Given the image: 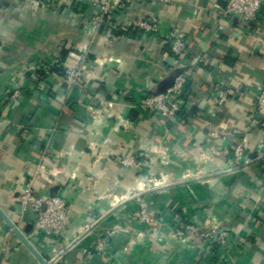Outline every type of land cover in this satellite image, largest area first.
Returning a JSON list of instances; mask_svg holds the SVG:
<instances>
[{
  "label": "crops",
  "instance_id": "obj_1",
  "mask_svg": "<svg viewBox=\"0 0 264 264\" xmlns=\"http://www.w3.org/2000/svg\"><path fill=\"white\" fill-rule=\"evenodd\" d=\"M213 1L123 0L124 9L100 26L95 5L0 0V209L45 260L264 264V109L256 105L264 4L257 21L244 24L222 18ZM138 21L157 33L136 29ZM173 34L187 44L180 60L168 50ZM52 67L78 69L80 79L68 86L48 74ZM181 68L190 72L182 118L140 108L143 97L171 87ZM220 91L230 93L222 106ZM30 182L39 196L67 200L58 238L35 233L21 210ZM143 206L154 224L140 221ZM175 212L198 226H220L225 244L179 242L171 233ZM0 264H39L1 218Z\"/></svg>",
  "mask_w": 264,
  "mask_h": 264
},
{
  "label": "built area",
  "instance_id": "obj_2",
  "mask_svg": "<svg viewBox=\"0 0 264 264\" xmlns=\"http://www.w3.org/2000/svg\"><path fill=\"white\" fill-rule=\"evenodd\" d=\"M80 9L90 6H97V22L100 26L105 25V18L113 16L116 12L124 9L123 0H73ZM114 2V3H113ZM225 5L222 6L217 0L212 2V10L220 14L222 18H236L244 24L254 23L257 21L258 14L264 4V0H224ZM34 6H41L40 2H32ZM113 8L115 10H113ZM116 11V12H115ZM134 27L144 31L146 35L154 36L158 28L146 22H135ZM111 29L117 27L124 28L123 25L106 24ZM168 50L170 54L177 60L186 55L187 44L184 38L179 34L170 36ZM199 58L194 59L193 63L198 64ZM190 72L186 68H181L179 74L175 77L171 87L164 93L154 96H145L140 101V108L156 114L162 118H182L184 112V86ZM81 72L78 69H72L65 72V80L68 86H75L79 81ZM230 93L228 91L219 92L218 105H224ZM19 92H15L13 98H17ZM257 109H264V84L260 88V92L256 101ZM235 159L238 161L243 156L242 147L238 146L234 152ZM264 157V154L262 158ZM261 158V159H262ZM123 166L133 164L130 160H123ZM41 168V167H39ZM158 183H153V190L161 188ZM19 204L23 213L29 212L35 233L41 234L48 238H58L64 232L68 220V202L65 198L59 196L44 197L39 196L30 182L19 198ZM140 221L145 224H154L155 220L146 212L144 206L140 211ZM92 224H86L83 233L89 234L92 230ZM172 236L183 244L194 247L207 246L211 249L213 246H223L228 236L227 232L216 225L198 226L192 224L181 213L173 216ZM106 243L101 238L98 240V250L105 249ZM54 264V261H52Z\"/></svg>",
  "mask_w": 264,
  "mask_h": 264
},
{
  "label": "water",
  "instance_id": "obj_3",
  "mask_svg": "<svg viewBox=\"0 0 264 264\" xmlns=\"http://www.w3.org/2000/svg\"><path fill=\"white\" fill-rule=\"evenodd\" d=\"M0 218L11 230V232L20 240V242L29 250V252L34 256V258L39 262V264H53L52 261L45 260L37 250L30 244L28 239L24 234L10 221V219L5 215V213L0 209Z\"/></svg>",
  "mask_w": 264,
  "mask_h": 264
},
{
  "label": "trees",
  "instance_id": "obj_4",
  "mask_svg": "<svg viewBox=\"0 0 264 264\" xmlns=\"http://www.w3.org/2000/svg\"><path fill=\"white\" fill-rule=\"evenodd\" d=\"M129 33H131V32H126L125 36H130ZM43 74H44L43 71H40L37 78L38 79L43 78L44 77ZM48 74L49 75L51 74L52 76L55 75L56 77L58 76V77H60V79L65 80V72L62 69H57L56 67H52L51 69H49ZM175 213H177V212H175ZM178 213H180V212H178Z\"/></svg>",
  "mask_w": 264,
  "mask_h": 264
},
{
  "label": "rangeland",
  "instance_id": "obj_5",
  "mask_svg": "<svg viewBox=\"0 0 264 264\" xmlns=\"http://www.w3.org/2000/svg\"><path fill=\"white\" fill-rule=\"evenodd\" d=\"M175 214H176V213H174V215H175ZM174 215H173V216H174Z\"/></svg>",
  "mask_w": 264,
  "mask_h": 264
}]
</instances>
